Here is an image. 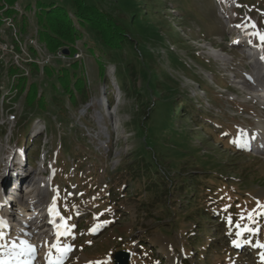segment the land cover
Returning <instances> with one entry per match:
<instances>
[{"label":"rangeland","instance_id":"rangeland-1","mask_svg":"<svg viewBox=\"0 0 264 264\" xmlns=\"http://www.w3.org/2000/svg\"><path fill=\"white\" fill-rule=\"evenodd\" d=\"M72 1L18 0L0 11V177L10 183L15 175L3 169L8 151L18 164L15 146L26 144L30 160L37 155V166L23 156L24 168L12 167L33 187L25 194L33 191L47 210L56 201L70 222L73 237L65 242L72 251L63 264L104 262L109 254L115 264L117 253L128 254L129 264H264V72L254 56L264 53L254 35L264 34V0ZM52 5L70 13L83 35L75 52L50 50L39 39L37 15ZM75 10L116 39L108 44L98 29L82 28ZM63 71L78 78L69 75L70 94L56 80ZM34 87L43 104L36 112L26 107ZM142 103L152 109L148 121ZM134 156L154 168L143 169L141 181L128 171ZM201 170L211 189L231 175L211 192L175 187ZM162 173L173 184H164ZM182 196L197 207L183 210ZM208 204L221 222L203 217L199 229L188 216ZM13 225L3 244L27 241L43 264L46 241L49 249L53 241H31Z\"/></svg>","mask_w":264,"mask_h":264},{"label":"trees","instance_id":"trees-1","mask_svg":"<svg viewBox=\"0 0 264 264\" xmlns=\"http://www.w3.org/2000/svg\"><path fill=\"white\" fill-rule=\"evenodd\" d=\"M18 0H0V11L4 10L5 5L8 6L9 8L14 6L15 3ZM76 0L72 1L73 5H76ZM168 1H173V2H179V0H168ZM42 12L40 13L41 15H37V24L39 27V39L41 42H44L46 44V46L50 49V50H56L58 47H63V48H69L72 52H75L73 46L76 43L77 40H82L83 35L81 34V32L79 31V28H77L74 19L71 18L70 13H68L63 7L61 6H57V5H52L47 7L46 9H41ZM7 16H11L14 12L13 11H7L5 12ZM74 18L76 19V21L79 23V25L82 28H87L90 29L92 31L98 29V31L100 32V35L102 36L103 39H107L108 44L111 41H114L116 39V34H114V32H108L107 37L104 38L103 36V31L101 30V27H97L96 24L90 25L91 27L86 25V22H92L93 20L90 19H94V18H84L81 14H79V10H75L74 11ZM108 21L110 22H115V20L113 19V17L111 18L110 15L107 16ZM113 19V20H112ZM95 26L97 28H95ZM108 29V28H107ZM110 39V40H109ZM131 40V39H129ZM103 43H105L104 41H102ZM112 43V42H111ZM109 46V45H108ZM129 66V64H128ZM128 68V74H130L132 81L134 82L133 79H135V71L131 70L129 67ZM12 70V69H11ZM64 74L62 75L61 73H59L58 75H56V80L59 81V83H61L64 87L63 93L62 94H70L71 93V89L69 88V86L72 83V79L69 78V71H63ZM11 71L9 72L10 75ZM53 73H50L49 71L47 72L46 75H49L50 77H54L55 75ZM72 74V72H71ZM8 76V73H7ZM71 76V75H70ZM71 78H73L74 80H77L78 78L76 76H71ZM135 83V82H134ZM52 88L55 89L56 91V83H53ZM13 89V88H12ZM134 91L139 94V92H137L136 87L134 88ZM37 96V92H36V88L34 87L33 92L31 93V95H29L26 99V107L29 110H40V108H42L41 106L43 105L42 102L40 100H37L36 98ZM182 101H184V99H182ZM186 101V100H185ZM147 104L142 103L143 106V111L146 113L144 116V120L143 121H148L147 117H149L150 112L152 111V109L148 106H146ZM63 107V106H62ZM188 108L189 107H183V114L185 113V115H190L187 114L188 113ZM36 112V111H35ZM34 112V116L35 117H42V115L40 114H35ZM182 114V115H183ZM175 117L177 118V116L175 115ZM179 118V117H178ZM63 118H61L62 120ZM170 121H175V119H169ZM201 123L200 126H202V128L204 127V123L202 122H198ZM29 121L26 120L24 126L28 125ZM143 125V122H142ZM6 133V132H5ZM26 146V144H25ZM36 158L31 157V162H33V164H36L37 162V155H35ZM155 161H157L156 158H154ZM148 164H146V166L141 162V160L136 159V156H134V158L132 160H130L128 162V171L131 173L130 177L136 181H141L143 180V176L141 173L143 172V169L145 172H148L146 170H152L154 168H151V166H147ZM156 165V163H155ZM157 166V165H156ZM195 169V168H194ZM196 170V169H195ZM232 174L236 173V172H231ZM201 175V176H200ZM231 174L228 175V177H230ZM162 179L161 181L166 184L167 182H169L170 184H173V179L171 178V176L167 173H162V175L160 176ZM207 178V171L205 170H201V172L196 176H194V178L190 175L187 174L186 176L183 177V180L179 183H177L175 185V187L180 186V189L183 193V191L190 189V187H196V190H202L205 189L208 191H213V188H215L217 185H219L222 180H226L228 179V177H224V176H219L217 183L213 184L212 189L208 186L207 180L205 182L201 181V178ZM209 178V177H208ZM235 179H237L235 177ZM154 189L155 187L157 188V185L153 186ZM123 189V188H122ZM149 190L151 191L152 188L150 187ZM127 191V190H126ZM203 192H205L204 190H202ZM207 191V192H208ZM113 193L111 192V195ZM172 194L171 191H168V196H170ZM222 199V198H221ZM180 203L182 205H185L183 210H187L190 209L191 207H197L195 206V204H189V202L186 204L187 201L189 200V197L185 200V198L182 196V198L180 199ZM169 204H174L176 203L175 201H168ZM194 203V202H192ZM197 203V202H196ZM189 205V206H187ZM190 219L191 223H195L197 222L198 226L197 228L199 229H203L199 223V221L197 219H201L203 217H205V223L207 224H211L212 221H214V219H218L221 222V215L219 214L218 216H215L214 213H212L211 210V206H209V204L200 210H196L195 213L193 215L188 216ZM200 217V218H199ZM221 225V224H219ZM218 225V226H219ZM219 228V227H218ZM216 243H212L211 246L212 248L215 247Z\"/></svg>","mask_w":264,"mask_h":264},{"label":"snow or ice","instance_id":"snow-or-ice-1","mask_svg":"<svg viewBox=\"0 0 264 264\" xmlns=\"http://www.w3.org/2000/svg\"><path fill=\"white\" fill-rule=\"evenodd\" d=\"M237 26L239 27V25H237ZM254 35L259 36L261 44H262V46H264V34L254 33ZM106 211H111V210L107 209ZM49 212H50V214H52L54 216L59 215V212H58V209L56 208L55 203L49 209ZM100 215H103V213H101ZM61 219L63 220L64 218L61 217ZM241 219H243V217H241ZM248 219H252V217L249 216ZM228 222L229 223L232 222L231 217L228 218ZM3 223H5V222L0 221V224H3ZM107 223H109V221H103V224H107ZM57 227L64 229L63 232H58V235L67 234V230H68L69 226L66 224V222L64 224L57 225ZM100 227H101V225L97 224L95 227H93L91 229V231L95 233L96 231L99 230ZM236 227L238 229H240L241 225L238 223V224H236ZM243 231H252V229L245 227L243 229ZM53 247H55L57 249V252L60 253V256L58 259L50 260L49 264H63V260L66 259L68 253L72 251L71 246L70 245H64L63 247H61L59 245V242H57V244L53 245ZM260 247H264V245H260ZM0 248H4L6 250L4 256L0 257V264H31V258L33 257V255L35 253L34 247L31 244H29L27 241H21L19 245H17L15 242H13L10 248L8 247L7 244H0ZM88 264H111V254H109V258L104 262H101V261L91 262L90 261V262H88Z\"/></svg>","mask_w":264,"mask_h":264},{"label":"bare ground","instance_id":"bare-ground-1","mask_svg":"<svg viewBox=\"0 0 264 264\" xmlns=\"http://www.w3.org/2000/svg\"><path fill=\"white\" fill-rule=\"evenodd\" d=\"M261 98H263L262 96H261ZM29 155H30V153H29ZM28 154H27V157H29L28 159V161H29V163H31V160H30V156H29ZM32 157H35V156H32ZM36 158V157H35ZM23 159H24V157L23 156H19L18 158H17V162H18V167L22 170L23 168H24V162H23ZM38 161H39V159H38ZM23 164V166L21 167V165ZM6 167V164L3 166V169ZM3 171V170H2ZM5 172V171H4ZM31 176V175H30ZM5 178V177H4ZM6 179V178H5ZM20 179V177H18L17 178V180H19ZM30 179H31V182L33 183L35 180L34 179H32L31 177H30ZM29 180V179H28ZM7 183H8V187H16L17 185H16V183H12V182H10L9 183V181L6 179V181L3 179V178H1L0 177V189H1V191H0V205H2V210L3 211H8V212H13L14 211V207L15 206H10L8 209H7V205H6V203H1V201L5 198V201H8V202H10V201H13V199H10V198H7L8 197V195L10 194V190L6 187V185H7ZM12 183V184H11ZM35 186V185H34ZM5 187H6V189H5ZM10 188V189H11ZM33 188V187H32ZM4 190V191H3ZM5 192V193H4ZM7 195V196H6ZM40 195H41V197H42V195H43V193L41 194L40 193ZM6 196V197H5ZM39 196V195H38ZM30 206H31V204H30ZM22 211H24V209L22 208L21 209ZM7 212V213H8ZM36 212L37 211H29L28 213L29 214H31L32 216H36ZM38 215V214H37ZM43 214H39L38 216H36V218L37 219H35V221L36 222H38L39 223V225H43V222H42V220L41 221H39L40 219H41V216H42ZM32 222H30L29 223V226L32 228ZM38 225V224H37ZM13 226H15V225H12V227ZM10 227V226H9ZM29 227V228H30ZM19 228V227H18ZM29 228H28V230H29ZM49 231V227L48 226H46V225H44V226H42V229H41V232L40 233H36L35 234V232L34 233H32L31 235H30V237H32V239H34V241L36 240H40V239H42L44 236H46L47 235V232ZM49 233V232H48ZM35 254V253H34ZM34 256V255H33ZM33 258V257H32Z\"/></svg>","mask_w":264,"mask_h":264},{"label":"water","instance_id":"water-1","mask_svg":"<svg viewBox=\"0 0 264 264\" xmlns=\"http://www.w3.org/2000/svg\"><path fill=\"white\" fill-rule=\"evenodd\" d=\"M115 261V264H129V255L126 253H117L115 255Z\"/></svg>","mask_w":264,"mask_h":264},{"label":"built area","instance_id":"built-area-1","mask_svg":"<svg viewBox=\"0 0 264 264\" xmlns=\"http://www.w3.org/2000/svg\"><path fill=\"white\" fill-rule=\"evenodd\" d=\"M31 43L34 44V41L32 40Z\"/></svg>","mask_w":264,"mask_h":264}]
</instances>
